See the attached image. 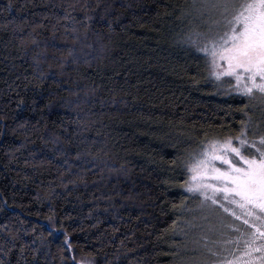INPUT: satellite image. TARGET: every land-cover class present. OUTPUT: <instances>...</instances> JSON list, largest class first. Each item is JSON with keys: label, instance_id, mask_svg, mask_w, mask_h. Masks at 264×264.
Masks as SVG:
<instances>
[{"label": "trees", "instance_id": "1", "mask_svg": "<svg viewBox=\"0 0 264 264\" xmlns=\"http://www.w3.org/2000/svg\"><path fill=\"white\" fill-rule=\"evenodd\" d=\"M190 5L0 0L4 264H180L186 157L256 120L185 42Z\"/></svg>", "mask_w": 264, "mask_h": 264}, {"label": "snow or ice", "instance_id": "2", "mask_svg": "<svg viewBox=\"0 0 264 264\" xmlns=\"http://www.w3.org/2000/svg\"><path fill=\"white\" fill-rule=\"evenodd\" d=\"M192 7L197 15H208L213 27L185 42L204 54L211 76L227 78L249 102L259 101L264 119V0H194ZM184 168L189 177L186 192L225 213L230 212L226 204L234 205L248 225L236 239L216 241L212 247L205 244L196 264H264V127L249 117L241 121L235 136L206 138L198 151L188 155ZM230 214L241 219L234 210ZM65 244L71 252L67 237ZM177 258L180 264H192L180 253ZM70 264H95V260L73 255Z\"/></svg>", "mask_w": 264, "mask_h": 264}, {"label": "rangeland", "instance_id": "3", "mask_svg": "<svg viewBox=\"0 0 264 264\" xmlns=\"http://www.w3.org/2000/svg\"><path fill=\"white\" fill-rule=\"evenodd\" d=\"M193 4L194 0H191V5L186 8L184 14L186 21H188L193 27L192 31L194 33H208L210 28L213 27L212 19L208 15H204L203 17L197 15L193 10ZM193 32L190 35L193 39H195L196 35L193 34ZM217 81H221L220 85L225 92L238 94L234 89V85H230L227 82V78H221ZM248 107L253 109L256 115V120L254 123L258 127H264V119L261 117L262 109L260 102H250V106ZM214 138L223 137L212 136L207 139ZM204 141L205 140L197 144V146H195L194 149L190 151V153L198 151L199 146ZM226 206L229 207L230 212L234 210L237 215H241L240 209L236 208L234 205L226 204ZM185 209L186 216L182 220V224L179 223V232L182 238L181 251L182 258L185 261L191 260L192 264H196V261L200 259V254L202 251H204L205 244H208L209 247H212L213 242L223 241L229 238L236 239L240 233H244L248 229V225L243 223L244 217L242 215L241 219H236V217L231 215L230 212L225 213L222 208H218L215 205H210V203L203 202V198L195 193H190L188 204L186 205ZM249 220L251 222V218H249ZM237 228L240 230L239 233L235 231Z\"/></svg>", "mask_w": 264, "mask_h": 264}, {"label": "flooded vegetation", "instance_id": "4", "mask_svg": "<svg viewBox=\"0 0 264 264\" xmlns=\"http://www.w3.org/2000/svg\"><path fill=\"white\" fill-rule=\"evenodd\" d=\"M254 122H255V120H254Z\"/></svg>", "mask_w": 264, "mask_h": 264}]
</instances>
